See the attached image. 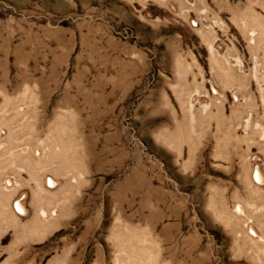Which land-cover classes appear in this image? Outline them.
Wrapping results in <instances>:
<instances>
[{
	"label": "rangeland",
	"instance_id": "rangeland-1",
	"mask_svg": "<svg viewBox=\"0 0 264 264\" xmlns=\"http://www.w3.org/2000/svg\"><path fill=\"white\" fill-rule=\"evenodd\" d=\"M0 264H264V0H0Z\"/></svg>",
	"mask_w": 264,
	"mask_h": 264
},
{
	"label": "bare ground",
	"instance_id": "bare-ground-1",
	"mask_svg": "<svg viewBox=\"0 0 264 264\" xmlns=\"http://www.w3.org/2000/svg\"><path fill=\"white\" fill-rule=\"evenodd\" d=\"M17 209L19 210V212H22V209H20L19 206H17Z\"/></svg>",
	"mask_w": 264,
	"mask_h": 264
}]
</instances>
